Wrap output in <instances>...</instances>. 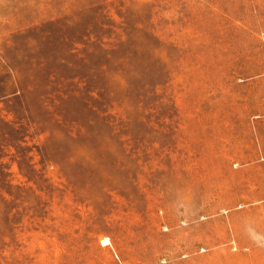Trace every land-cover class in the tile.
<instances>
[{
  "label": "rangeland",
  "instance_id": "374dc122",
  "mask_svg": "<svg viewBox=\"0 0 264 264\" xmlns=\"http://www.w3.org/2000/svg\"><path fill=\"white\" fill-rule=\"evenodd\" d=\"M0 264H264V0H0Z\"/></svg>",
  "mask_w": 264,
  "mask_h": 264
}]
</instances>
